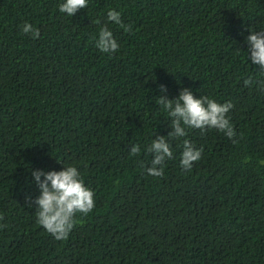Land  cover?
I'll return each instance as SVG.
<instances>
[{"label": "trees", "instance_id": "trees-1", "mask_svg": "<svg viewBox=\"0 0 264 264\" xmlns=\"http://www.w3.org/2000/svg\"><path fill=\"white\" fill-rule=\"evenodd\" d=\"M61 2L0 0V264H264V71L246 42L264 30V0H88L72 17ZM105 23L115 53L92 39ZM184 88L230 101L239 143L186 129L149 175L148 146L173 130L156 102ZM185 138L203 147L190 171ZM69 165L95 207L56 240L37 223L33 172Z\"/></svg>", "mask_w": 264, "mask_h": 264}, {"label": "clouds", "instance_id": "clouds-1", "mask_svg": "<svg viewBox=\"0 0 264 264\" xmlns=\"http://www.w3.org/2000/svg\"><path fill=\"white\" fill-rule=\"evenodd\" d=\"M59 11L74 16L80 9L88 7V0H62L59 4ZM107 21L114 22L125 32L132 30L131 25L125 24L121 13L112 9L107 13ZM100 25L99 20L95 21ZM24 34H30L33 39L40 37V29L35 28L31 23L24 22L21 25ZM95 46L103 53H115L120 45L114 38L113 32L108 28L107 23L99 27L98 35L93 36ZM248 45V59L264 71V30H254L246 37ZM254 83L251 77L244 80L245 86ZM161 92L167 88L160 85ZM171 118L173 129L167 136H158L153 139L147 151L153 155L151 167L147 173L155 177L164 175L163 165L166 160L173 158L171 144L166 137L179 139L187 137L186 129L195 128L206 132L214 128L223 133L227 138L233 139L236 131L227 113L234 107L229 101L220 103L208 96L197 98L191 89L184 88L175 99H169L166 95H160L156 102ZM183 151L181 152L180 165L183 170L190 171L194 162L202 157L203 147L197 148L189 139L182 141ZM141 149L138 144L130 148V155H138ZM33 176L40 190V195L35 199V215L37 223L41 225L56 240H65L77 223V215H88L95 207V193L85 185L80 171L74 165L66 166L63 170L48 171L35 170ZM43 177V179H42ZM4 217L0 215V220ZM0 224V228L6 227Z\"/></svg>", "mask_w": 264, "mask_h": 264}]
</instances>
